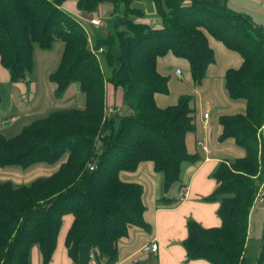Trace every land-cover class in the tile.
I'll return each instance as SVG.
<instances>
[{
	"label": "trees",
	"instance_id": "1",
	"mask_svg": "<svg viewBox=\"0 0 264 264\" xmlns=\"http://www.w3.org/2000/svg\"><path fill=\"white\" fill-rule=\"evenodd\" d=\"M65 0H0V62L10 81H25L34 69V47L64 44L57 68L49 74L55 95L78 82L85 107L55 110L24 126L13 137L0 134V166L26 168L60 162L56 171L29 184L0 181V264H31L37 246L48 264L64 214L73 221L65 246L74 264L117 261L118 242L130 228L148 231L139 183L121 179L142 161H152L163 187L180 181L181 165L194 157L186 134L195 129L194 96L183 94L166 107L154 96L168 92V77L158 73V57L171 52L186 59L194 83L214 61L208 35L242 58L225 73L232 99L245 101L244 113L223 115L221 139L233 138L245 154L213 173L216 187L205 200L218 201L221 225L187 223L188 258L211 264H248L244 258L250 209L264 184L260 130L264 126V31L223 0H152L161 24L134 22L142 11L133 0H77L79 10L113 5L106 31L85 26L61 5ZM102 51L98 52V49ZM123 92V110L105 114V85ZM92 255V257H91ZM254 264H264V223Z\"/></svg>",
	"mask_w": 264,
	"mask_h": 264
},
{
	"label": "crops",
	"instance_id": "2",
	"mask_svg": "<svg viewBox=\"0 0 264 264\" xmlns=\"http://www.w3.org/2000/svg\"><path fill=\"white\" fill-rule=\"evenodd\" d=\"M232 10L246 15L264 31V0H223ZM132 6L142 11L141 16H130L136 23L154 27L161 24L154 2L133 0ZM61 7L75 16L87 29L89 36L97 30L92 18H99L100 27L105 32L106 21L113 5L101 2L94 12L79 10L77 0H65ZM208 43L214 52V61L204 78L194 83L189 62L168 52L158 57L156 69L168 77V92L157 93V106L175 104L179 96L189 94L195 99V129L186 134L185 142L189 154L194 159L181 165L180 181L165 190L163 175L154 169L152 161H142L133 171H121L120 177L126 182L139 183L143 188V202L146 206L144 219L150 225L148 231L133 227L117 245V261L114 264H211L206 260L188 258L184 248L187 238V223L194 220L204 228L221 225L217 210L218 201L205 200L216 187L213 173L222 162L229 164L244 156L245 151L233 138L221 139L223 115L244 113L243 99H232L225 87V73L236 69L242 63L240 54L227 48L221 41L208 35ZM64 44L57 40L50 49L34 47V69L25 81H10L8 70L0 62V134L5 137L17 135L32 121L44 117L55 110L85 107V95L78 82L67 86L61 96L55 95V85L49 79L60 61ZM179 70V74L176 73ZM123 92L107 82L105 104L124 109ZM123 107V108H122ZM208 114V121L204 115ZM260 153L264 157V126L260 130ZM199 142H202L206 149ZM54 164L35 163L26 168L20 166H0V181H11L15 185L29 184L39 177L48 176L59 167ZM264 189V184H263ZM73 221V215L62 216V224L56 240V248L48 264H74L65 246V237ZM264 223V201L255 203L250 209L244 258L254 264L259 255ZM156 242V253H145L142 248ZM31 264H43L37 246L30 251ZM89 264H102L92 259Z\"/></svg>",
	"mask_w": 264,
	"mask_h": 264
},
{
	"label": "built area",
	"instance_id": "3",
	"mask_svg": "<svg viewBox=\"0 0 264 264\" xmlns=\"http://www.w3.org/2000/svg\"><path fill=\"white\" fill-rule=\"evenodd\" d=\"M90 23L92 25H95V26H100L101 24V21L99 18H92L90 20ZM102 51V48H99L98 49V52ZM179 70H176V73L179 74ZM119 111V107L117 106H107L105 107V114L106 115H109V114H112V113H115ZM204 121L207 122L208 121V114H205L204 115ZM199 144H201L203 146L204 149H206L205 145L202 143V142H199ZM264 201V189L262 186H260V188L258 189L257 191V194H256V197L254 199V204L255 203H261ZM158 250V245L156 242H152L150 243L149 245L145 246L142 248V251L145 252V253H156ZM92 257V255H91Z\"/></svg>",
	"mask_w": 264,
	"mask_h": 264
},
{
	"label": "rangeland",
	"instance_id": "4",
	"mask_svg": "<svg viewBox=\"0 0 264 264\" xmlns=\"http://www.w3.org/2000/svg\"><path fill=\"white\" fill-rule=\"evenodd\" d=\"M150 1H152V0H150ZM153 2V1H152ZM110 18V17H109ZM105 31H106V27H105ZM106 107V106H105ZM123 108V107H122ZM120 111H121V109H119ZM123 110V109H122Z\"/></svg>",
	"mask_w": 264,
	"mask_h": 264
}]
</instances>
